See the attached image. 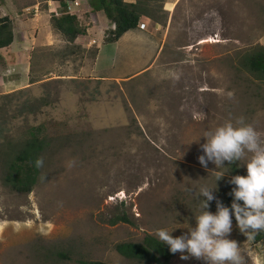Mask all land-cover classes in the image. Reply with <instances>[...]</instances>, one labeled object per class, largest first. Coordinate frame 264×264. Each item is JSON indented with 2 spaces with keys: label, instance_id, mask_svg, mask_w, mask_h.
Returning a JSON list of instances; mask_svg holds the SVG:
<instances>
[{
  "label": "rangeland",
  "instance_id": "rangeland-1",
  "mask_svg": "<svg viewBox=\"0 0 264 264\" xmlns=\"http://www.w3.org/2000/svg\"><path fill=\"white\" fill-rule=\"evenodd\" d=\"M89 1L69 2L91 29L70 54L51 20L57 3L0 0L15 37L0 51V96L10 97H0V264H137L115 245L158 229L188 233L205 199L195 189L213 188L223 202L231 178L247 175L246 161L199 163L206 132L243 117L264 139V84L240 63L264 46V0H151L154 20L117 43L105 42L109 20L91 22ZM41 124L61 142L33 191L18 193L2 155ZM206 210L215 214L216 200ZM122 213L132 224L108 223ZM228 238L244 264H264V239H247L235 218ZM181 255L170 264H206Z\"/></svg>",
  "mask_w": 264,
  "mask_h": 264
},
{
  "label": "clouds",
  "instance_id": "clouds-1",
  "mask_svg": "<svg viewBox=\"0 0 264 264\" xmlns=\"http://www.w3.org/2000/svg\"><path fill=\"white\" fill-rule=\"evenodd\" d=\"M204 137L206 142L201 145L204 154L198 157L203 167L207 168L212 162L220 169L225 162L246 161L243 164H246L247 175H235L229 181L235 185L230 193L234 197L230 208L213 195L215 189L201 186L195 189L198 199L205 198L200 199L201 213L195 215L196 227L188 228V233L178 237L165 229H158L156 236L168 245L172 254L181 253L184 260L191 257L206 264H244L239 244L228 237L233 229V215L237 227L247 239L264 232V139L243 117L206 132ZM43 164V157L36 159L35 167L41 168ZM223 175L217 176V181ZM213 200L217 204L215 214L206 210Z\"/></svg>",
  "mask_w": 264,
  "mask_h": 264
},
{
  "label": "trees",
  "instance_id": "trees-1",
  "mask_svg": "<svg viewBox=\"0 0 264 264\" xmlns=\"http://www.w3.org/2000/svg\"><path fill=\"white\" fill-rule=\"evenodd\" d=\"M59 4L61 13L52 15V23L56 31L62 34L69 46L70 54H75V43L79 38L88 35L87 27L83 26L79 17L71 13L69 2L75 0H52ZM135 3H128L125 0H91L89 5L91 12H102L112 23L114 28L109 32L105 42L116 43L124 35L140 28L143 18L153 19L154 11L149 9L151 0H134ZM157 8V7H156ZM155 8V9H156ZM14 27L11 18L0 17V49L10 47L14 42ZM76 49V48H75ZM95 53V56H97ZM242 68L253 81L264 84V46L257 45L242 55L240 60ZM38 81H32L35 84ZM10 99L8 96H0ZM9 104L11 101H9ZM61 142V139L52 138L49 129L45 125L33 126L26 130L23 138L16 144H9L3 152L4 167L6 170V183L14 191L23 194H30L37 184L41 168L35 167V161L52 148L54 144ZM234 197L229 196L223 200L226 207H231ZM242 203V202H241ZM233 218L234 215H233ZM111 226L120 223L132 224L125 213L114 215L108 220ZM264 239V232L255 235L256 243ZM119 255L137 264H170L175 254L169 251V247L163 244L157 237L148 234L138 242H121L115 245ZM79 264H108L99 261H83Z\"/></svg>",
  "mask_w": 264,
  "mask_h": 264
},
{
  "label": "crops",
  "instance_id": "crops-1",
  "mask_svg": "<svg viewBox=\"0 0 264 264\" xmlns=\"http://www.w3.org/2000/svg\"><path fill=\"white\" fill-rule=\"evenodd\" d=\"M86 0H75V3L77 4V6H79L80 7V5L82 6V4L85 2ZM87 2H88V0H87ZM55 3H57V2H55ZM58 4V3H57ZM59 5V4H58ZM169 11H171V10H169ZM91 17H90V19H91V22L92 23H94V21L96 20V21H108V19L105 17V15L102 13V12H98V13H91V15H90ZM12 20V19H11ZM113 26V25H112ZM94 28V27H93ZM113 28H114V26H113ZM90 28H89V30H88V33H90ZM131 32H133V31H131ZM128 34V33H127ZM125 36V35H124ZM123 36V37H124ZM122 37V38H123ZM121 38V39H122ZM120 39V40H121ZM119 40V41H120ZM118 41V42H119ZM15 40H14V42H13V44L10 46V47H8V48H12V47H15ZM117 43V42H116ZM8 48H6V49H8ZM4 49H0V51H3ZM100 51V50H99ZM98 55H99V53H98ZM98 55H97V57H98Z\"/></svg>",
  "mask_w": 264,
  "mask_h": 264
},
{
  "label": "built area",
  "instance_id": "built-area-1",
  "mask_svg": "<svg viewBox=\"0 0 264 264\" xmlns=\"http://www.w3.org/2000/svg\"><path fill=\"white\" fill-rule=\"evenodd\" d=\"M73 2H70V4H72ZM145 27L144 25H142V28Z\"/></svg>",
  "mask_w": 264,
  "mask_h": 264
}]
</instances>
